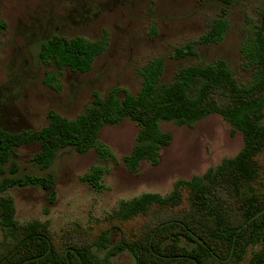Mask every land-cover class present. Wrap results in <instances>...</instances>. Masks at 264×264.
<instances>
[{"label": "trees", "instance_id": "trees-1", "mask_svg": "<svg viewBox=\"0 0 264 264\" xmlns=\"http://www.w3.org/2000/svg\"><path fill=\"white\" fill-rule=\"evenodd\" d=\"M229 28L227 18L215 19L199 42L220 44ZM6 29L0 18V37ZM107 48L106 38L53 35L42 43L39 59L59 74L66 69L87 73ZM195 55V43L176 50L179 59ZM241 58L243 68L251 72L246 82H239L228 61L219 59L182 67L167 83L163 81L166 60L159 57L139 69L142 86L136 95L126 92L121 98L119 88L105 97L95 92L91 105L76 119L51 111L48 125L40 130L12 133L0 127V166L11 164V177L0 183V264H116L112 258L125 252L135 264H264V10L244 37ZM46 74L47 83L56 76ZM211 115H219L234 132L243 133V148L203 175L178 180L169 195L147 193L123 202L111 221L125 224L154 214L136 235L112 244L111 233L105 231L93 244L59 248L48 223L17 221L15 200L6 195L9 189L42 188L50 193L52 203L56 192L53 174L20 173L16 149L39 144L32 162L41 170L68 149L80 155L94 150L100 160L108 161L115 154L100 140V132L130 120L139 131L123 163L136 172L143 162L158 165L161 151L171 145L173 134L163 130L164 123L193 126ZM106 172L96 164L80 179L101 191ZM164 213L170 214L164 217Z\"/></svg>", "mask_w": 264, "mask_h": 264}, {"label": "rangeland", "instance_id": "rangeland-1", "mask_svg": "<svg viewBox=\"0 0 264 264\" xmlns=\"http://www.w3.org/2000/svg\"><path fill=\"white\" fill-rule=\"evenodd\" d=\"M263 10L264 0H232L230 4L218 0H0V18L7 23L0 37V127L12 133L40 130L48 125L51 111L76 119L91 105L95 92L105 97L119 88L121 98L126 92L136 95L142 86L139 69L159 57L166 60L163 81L167 83L182 67L219 59L228 61L239 82H246L251 72L243 68L241 44L259 23ZM222 17L230 23L223 42L200 43L212 22ZM53 35L93 41L106 38L108 48L89 72L66 69L59 74L39 59L42 43ZM189 43H195L197 55L177 58L176 50ZM47 71L56 75L50 83L45 81ZM162 127L173 134L171 145L161 151L158 165L143 162L136 172L123 163L139 131L130 120L100 132V140L115 154L108 161L100 160L94 150L80 155L68 149L41 170L32 162L39 144L16 149L20 173L53 174L56 192L52 203L50 193L42 188L9 189L6 195L15 200L17 221L48 223L59 248L93 244L105 231L115 244L136 235L154 215L125 224L111 221V214L123 202L147 193L169 195L178 180L205 174L235 157L244 146L243 133L234 132L219 115L193 126L164 123ZM96 164L107 170L101 191L80 179ZM6 177H11L10 163L0 166V183ZM2 241L0 231V247ZM112 261L135 264L128 252Z\"/></svg>", "mask_w": 264, "mask_h": 264}]
</instances>
